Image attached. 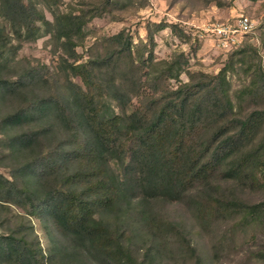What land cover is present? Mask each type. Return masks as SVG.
<instances>
[{
	"label": "rangeland",
	"instance_id": "374dc122",
	"mask_svg": "<svg viewBox=\"0 0 264 264\" xmlns=\"http://www.w3.org/2000/svg\"><path fill=\"white\" fill-rule=\"evenodd\" d=\"M23 2L32 5L49 24L38 22L35 40L21 42L9 24L0 20L11 45L6 54L9 62L0 73L4 80L13 81L24 70L32 69L36 79L30 88L35 93L72 98L81 89L93 102L98 119L107 121L130 115L149 118L154 97H169L182 84L221 73L230 118L244 119L253 111H264V0ZM70 15L77 17L78 25L76 33L67 39L57 33V28L63 27V18ZM241 16L252 24L251 31L244 35L236 32ZM219 30H223L221 35ZM226 30L230 31L227 39L223 33ZM232 36L238 40L233 46L228 40ZM121 44L129 49L117 54L108 67L92 71L90 85L73 76L72 67L102 58ZM26 97L32 98L25 92L0 97L2 179L11 180L17 166L6 148L14 130L2 127L1 122ZM57 113L52 110L50 119ZM117 125L121 129L115 126V130L120 134L126 124ZM215 127L203 121L196 135L187 139V148L196 145L199 149ZM64 135L56 138L66 144ZM257 143L247 141L241 156L234 150L216 168L197 176L187 184L180 200L152 202L151 233L136 226L134 218L121 224L127 243L132 238L131 263L264 264V208L253 215L242 208L264 205V189L256 188L264 185V180L257 174L256 184V178L250 180L247 173H229ZM0 236L24 238L44 264H63L64 249L69 245L68 254L74 249L45 216L28 217L21 208L2 201ZM75 258L65 264H81L77 255Z\"/></svg>",
	"mask_w": 264,
	"mask_h": 264
},
{
	"label": "trees",
	"instance_id": "16d2710c",
	"mask_svg": "<svg viewBox=\"0 0 264 264\" xmlns=\"http://www.w3.org/2000/svg\"><path fill=\"white\" fill-rule=\"evenodd\" d=\"M76 19L64 17L57 33L71 38ZM0 20L9 24L21 42L35 40L38 22L49 24L23 0H0ZM4 32L0 26V73L9 62L6 54L11 46ZM128 49L121 44L102 58L72 67L73 76L90 85L92 71L108 67ZM35 79L32 69L13 81L0 78V97L20 92L32 96L1 122L2 127L14 130L6 148L17 168L11 180L0 177V201L21 208L28 217L49 219L74 247L69 254V245L64 249L63 264L75 260V255L81 264H133L132 238L127 243L121 224L134 218L136 226L151 233L152 202L180 200L189 182L216 168L230 152L236 150L241 156L247 141L258 143L229 173H247L250 180L260 174L264 180V135L258 136L264 130V111H253L244 119L230 118L221 73L182 84L169 97H154L149 118L130 115L107 121L98 119L93 102L81 89L72 98L45 97L31 90ZM52 110L59 114L50 119ZM203 121L216 127L199 149L196 145L187 148V139L196 135ZM121 122L126 126L118 134ZM62 133H66V144L56 138ZM256 188L264 189V185ZM242 208L253 215L264 205ZM5 263L44 264L24 238L0 236V264Z\"/></svg>",
	"mask_w": 264,
	"mask_h": 264
},
{
	"label": "built area",
	"instance_id": "2783aa9c",
	"mask_svg": "<svg viewBox=\"0 0 264 264\" xmlns=\"http://www.w3.org/2000/svg\"><path fill=\"white\" fill-rule=\"evenodd\" d=\"M237 33H239V34H242V35H244V34H247V33H249L250 31H251V29H252V24H251V22H250V20L247 18V17H243V16H241L239 19H238V22H237ZM221 31H223V30H219L218 31V33L221 35ZM234 31V32H235ZM224 33V38H226L227 39V34H229L230 33V31H227L226 30V32H223ZM232 33H233V31H232ZM228 40H230L231 42H230V45L232 44V46L233 45H235V43L236 42H238V40H235V37H233L232 36V38L230 37V38H228Z\"/></svg>",
	"mask_w": 264,
	"mask_h": 264
}]
</instances>
